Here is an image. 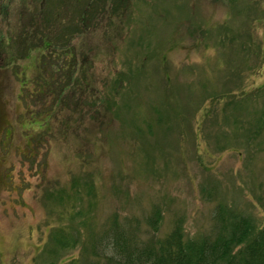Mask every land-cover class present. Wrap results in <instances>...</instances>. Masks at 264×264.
Wrapping results in <instances>:
<instances>
[{
  "label": "rangeland",
  "instance_id": "obj_1",
  "mask_svg": "<svg viewBox=\"0 0 264 264\" xmlns=\"http://www.w3.org/2000/svg\"><path fill=\"white\" fill-rule=\"evenodd\" d=\"M84 1L0 0V264L77 258L111 221L195 238L219 206L226 224L235 213L261 227L264 0H92L101 13L70 41L58 100L23 92L47 51L20 57L40 43L38 12ZM61 233L79 242L57 245Z\"/></svg>",
  "mask_w": 264,
  "mask_h": 264
},
{
  "label": "trees",
  "instance_id": "obj_2",
  "mask_svg": "<svg viewBox=\"0 0 264 264\" xmlns=\"http://www.w3.org/2000/svg\"><path fill=\"white\" fill-rule=\"evenodd\" d=\"M117 1L119 5L124 2ZM84 2V11H55L53 20L49 19L53 15L52 11L38 12L39 17H43L42 26L37 29L40 43L32 42L27 47L21 46L20 57H26L28 50L42 45L47 51L42 54L37 65L38 76L26 81L20 76L23 92L28 91L30 96L36 93L35 95L43 97L44 100L48 95H57L58 100L60 92L72 78L76 65L75 51L70 41L75 35H80L82 29L89 28V23L93 24L94 19L101 13L93 11L92 0ZM49 22L56 28L52 35L55 42L49 37ZM52 54L63 57L64 61L53 62ZM9 64L10 61L5 63ZM52 70L59 74L55 79L52 77V80H58V85L53 87L48 81L51 80L50 76H45L51 75ZM64 74L66 76H63ZM30 86L33 87L31 90ZM44 113L48 116L50 111L46 110ZM158 213V209H155L148 217L152 226H155L160 217ZM214 217V224L209 231L201 236L186 239L179 223H175L169 233L156 239L154 236L141 238L135 227L129 230L128 227L111 221L106 224L105 227L108 228L101 234H89L81 247L82 256L49 264H264V224L254 231L247 217L237 216L235 213L230 215L229 223L226 224L219 206L214 211ZM78 240L62 233L55 238L56 244L62 247L75 245ZM88 251L90 253L86 256Z\"/></svg>",
  "mask_w": 264,
  "mask_h": 264
}]
</instances>
